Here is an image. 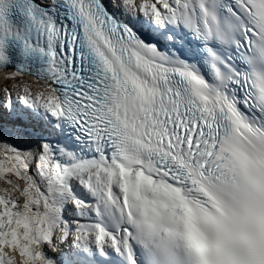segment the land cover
Returning <instances> with one entry per match:
<instances>
[{
	"label": "snow or ice",
	"instance_id": "6c2138e0",
	"mask_svg": "<svg viewBox=\"0 0 264 264\" xmlns=\"http://www.w3.org/2000/svg\"><path fill=\"white\" fill-rule=\"evenodd\" d=\"M0 264H264V0H0Z\"/></svg>",
	"mask_w": 264,
	"mask_h": 264
}]
</instances>
